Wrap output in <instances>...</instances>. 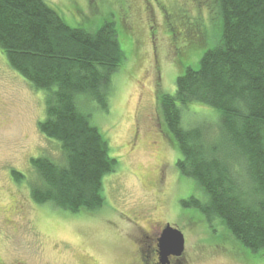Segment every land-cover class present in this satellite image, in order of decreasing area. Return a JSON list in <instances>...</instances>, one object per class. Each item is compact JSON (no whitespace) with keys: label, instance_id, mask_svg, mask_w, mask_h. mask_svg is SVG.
I'll return each mask as SVG.
<instances>
[{"label":"trees","instance_id":"16d2710c","mask_svg":"<svg viewBox=\"0 0 264 264\" xmlns=\"http://www.w3.org/2000/svg\"><path fill=\"white\" fill-rule=\"evenodd\" d=\"M216 5L214 29L198 39L189 31L178 48L175 93L160 95L158 105L180 153L176 170L198 194L182 200V209L198 213L187 216L203 218L222 239L239 244L247 263L257 264L264 258V0ZM117 28L114 17L96 31L73 27L46 0H0V51L16 73L45 92L39 131L62 154L61 162L31 159L37 183L30 194L38 206L72 214H96L106 206L104 179L117 172L119 161L81 103L109 110L113 78L131 55L123 48L127 27ZM192 105L218 112L216 138L203 122L184 125ZM12 178L25 181L16 171Z\"/></svg>","mask_w":264,"mask_h":264},{"label":"rangeland","instance_id":"374dc122","mask_svg":"<svg viewBox=\"0 0 264 264\" xmlns=\"http://www.w3.org/2000/svg\"><path fill=\"white\" fill-rule=\"evenodd\" d=\"M46 2L73 27L96 31L114 17L119 31L122 24L128 29L123 48L131 55L113 78L108 112L81 103L109 140L119 167L104 179L107 202L96 214L38 206L30 194L37 183L31 159L46 155L61 162L62 154L39 131L45 92L16 73L0 51V264H128L135 253L146 254V219L184 234L188 264H251L237 253L236 241L222 239L203 218L189 217L198 213L182 209L180 202L196 195V186L176 170L180 153L158 105L160 95L175 93L176 55L189 31L198 39L218 24L217 0ZM218 120L217 111L200 105L183 114L187 127L210 126L211 138ZM13 171L25 176L22 184ZM258 261L264 264V258Z\"/></svg>","mask_w":264,"mask_h":264},{"label":"flooded vegetation","instance_id":"af4514ba","mask_svg":"<svg viewBox=\"0 0 264 264\" xmlns=\"http://www.w3.org/2000/svg\"><path fill=\"white\" fill-rule=\"evenodd\" d=\"M160 180H162V178ZM145 223L147 224V226L146 229L142 228V232H144V242L147 245L146 254L140 255V253L137 254L138 252L135 253L134 258L128 264H162L160 239L164 231V226L160 223H152L151 221H148V219H146ZM166 225L168 226L169 224ZM11 264L22 263L15 261ZM168 264H188V261H186L183 256H170L168 258Z\"/></svg>","mask_w":264,"mask_h":264},{"label":"water","instance_id":"95a60500","mask_svg":"<svg viewBox=\"0 0 264 264\" xmlns=\"http://www.w3.org/2000/svg\"><path fill=\"white\" fill-rule=\"evenodd\" d=\"M185 236L176 228L168 225L160 239L161 263L168 264L170 256L181 257L185 252Z\"/></svg>","mask_w":264,"mask_h":264}]
</instances>
